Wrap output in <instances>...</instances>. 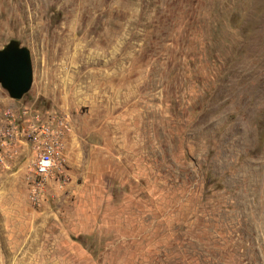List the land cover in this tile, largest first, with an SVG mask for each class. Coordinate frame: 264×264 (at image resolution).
Returning <instances> with one entry per match:
<instances>
[{
	"label": "rangeland",
	"instance_id": "rangeland-1",
	"mask_svg": "<svg viewBox=\"0 0 264 264\" xmlns=\"http://www.w3.org/2000/svg\"><path fill=\"white\" fill-rule=\"evenodd\" d=\"M12 39L0 264H264V0H0Z\"/></svg>",
	"mask_w": 264,
	"mask_h": 264
},
{
	"label": "water",
	"instance_id": "water-1",
	"mask_svg": "<svg viewBox=\"0 0 264 264\" xmlns=\"http://www.w3.org/2000/svg\"><path fill=\"white\" fill-rule=\"evenodd\" d=\"M32 83L31 51L13 39L0 48V84L12 98L19 99Z\"/></svg>",
	"mask_w": 264,
	"mask_h": 264
},
{
	"label": "built area",
	"instance_id": "built-area-1",
	"mask_svg": "<svg viewBox=\"0 0 264 264\" xmlns=\"http://www.w3.org/2000/svg\"><path fill=\"white\" fill-rule=\"evenodd\" d=\"M48 140H45L44 145L39 152L37 161L35 162V171L37 175L46 176L51 171L55 164L56 154H58L55 142L51 141L47 136Z\"/></svg>",
	"mask_w": 264,
	"mask_h": 264
},
{
	"label": "flooded vegetation",
	"instance_id": "flooded-vegetation-1",
	"mask_svg": "<svg viewBox=\"0 0 264 264\" xmlns=\"http://www.w3.org/2000/svg\"><path fill=\"white\" fill-rule=\"evenodd\" d=\"M12 40H13V39H12ZM8 43H9V42H8ZM8 43H7V44H8ZM7 44H6V45H7ZM6 45H5V46H6ZM5 46H4V47H5ZM23 46H24V45H23Z\"/></svg>",
	"mask_w": 264,
	"mask_h": 264
}]
</instances>
